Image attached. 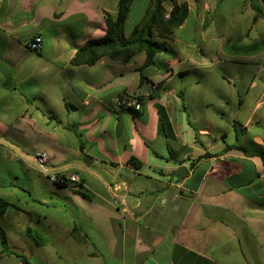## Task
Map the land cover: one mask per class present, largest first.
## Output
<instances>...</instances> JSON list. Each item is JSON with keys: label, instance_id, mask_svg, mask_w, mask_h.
<instances>
[{"label": "crops", "instance_id": "0c3cea01", "mask_svg": "<svg viewBox=\"0 0 264 264\" xmlns=\"http://www.w3.org/2000/svg\"><path fill=\"white\" fill-rule=\"evenodd\" d=\"M118 1L0 0V264H264V18L165 0L187 16L152 65L72 64ZM149 6L133 0L126 35ZM36 150L78 189L43 177Z\"/></svg>", "mask_w": 264, "mask_h": 264}, {"label": "trees", "instance_id": "16d2710c", "mask_svg": "<svg viewBox=\"0 0 264 264\" xmlns=\"http://www.w3.org/2000/svg\"><path fill=\"white\" fill-rule=\"evenodd\" d=\"M164 1L150 0V6L146 9L142 19L126 35L125 24L133 0H119L115 17H107L106 19L107 31L105 36L88 40L76 52L72 64L90 66L101 58L125 64L135 55L144 54L145 66L152 65L154 57L166 50L161 40L173 34L187 16V9L184 5L174 4L166 18L163 7ZM247 1L255 13L254 21L258 18H264V9L259 6V0ZM7 205H9L8 202L0 199V214ZM33 239L36 240V237L33 236ZM0 243L3 250L7 251L6 237L1 226Z\"/></svg>", "mask_w": 264, "mask_h": 264}, {"label": "built area", "instance_id": "2783aa9c", "mask_svg": "<svg viewBox=\"0 0 264 264\" xmlns=\"http://www.w3.org/2000/svg\"><path fill=\"white\" fill-rule=\"evenodd\" d=\"M28 47L31 50L39 51L41 49V39L36 38ZM142 97L140 95L126 96L121 95L114 99V104L117 108H122L134 112L141 109ZM34 160L38 167L39 173L45 177L50 183L56 186L72 185L74 189H78L79 179L76 175H66L58 169H53L50 166L49 155L42 150L34 152Z\"/></svg>", "mask_w": 264, "mask_h": 264}, {"label": "water", "instance_id": "95a60500", "mask_svg": "<svg viewBox=\"0 0 264 264\" xmlns=\"http://www.w3.org/2000/svg\"><path fill=\"white\" fill-rule=\"evenodd\" d=\"M89 159L85 156L84 157V164L86 166H89L90 163L88 164L86 161H88ZM187 170L184 166H181L177 169V171L175 173L172 174L171 178H176V179H180L182 177H184L187 174Z\"/></svg>", "mask_w": 264, "mask_h": 264}, {"label": "rangeland", "instance_id": "374dc122", "mask_svg": "<svg viewBox=\"0 0 264 264\" xmlns=\"http://www.w3.org/2000/svg\"><path fill=\"white\" fill-rule=\"evenodd\" d=\"M0 171L5 173L7 171H13V169L11 170L10 166H8V165L0 164Z\"/></svg>", "mask_w": 264, "mask_h": 264}]
</instances>
